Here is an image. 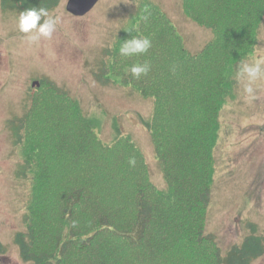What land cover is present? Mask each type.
I'll return each instance as SVG.
<instances>
[{"label": "trees", "instance_id": "1", "mask_svg": "<svg viewBox=\"0 0 264 264\" xmlns=\"http://www.w3.org/2000/svg\"><path fill=\"white\" fill-rule=\"evenodd\" d=\"M59 2L0 5L21 12L52 10ZM182 7L191 22L212 32L200 51L191 54L166 13L146 1L104 51L107 61L95 73L99 83L117 79L150 99L143 125L164 190L151 184L143 152L130 136L118 133L102 141L77 100L47 78L28 93L24 113L8 121L20 149L16 174L31 178L25 227L14 238L24 262L251 264L264 254V228L258 234L253 223L225 258L204 228L219 112L232 96L235 68L258 44L264 0H182ZM133 35L147 37L151 47L121 56L122 41ZM146 62L150 71L134 78L130 67Z\"/></svg>", "mask_w": 264, "mask_h": 264}, {"label": "rangeland", "instance_id": "2", "mask_svg": "<svg viewBox=\"0 0 264 264\" xmlns=\"http://www.w3.org/2000/svg\"><path fill=\"white\" fill-rule=\"evenodd\" d=\"M146 1L166 13L191 54L212 38L207 27L186 16L182 0H98L87 14L77 17L66 11V0H60L49 13L62 22L50 40L33 45L16 28L19 11L0 7V240L9 264H30L20 259L13 239L25 227L31 178L29 173L25 178L16 174L20 149L13 144L7 121L24 113L35 80L47 78L74 97L102 141H111L118 133L130 136L143 152L151 184L165 189L143 125L150 117V99L117 79L102 84L95 77L102 60L107 61L104 51L128 26L138 4ZM258 30V44L244 60L264 59V17ZM219 113L215 174L204 228L225 258L229 248L248 235L247 224L257 226L258 234L264 228V83L249 102L236 81ZM251 264H264V254Z\"/></svg>", "mask_w": 264, "mask_h": 264}, {"label": "clouds", "instance_id": "3", "mask_svg": "<svg viewBox=\"0 0 264 264\" xmlns=\"http://www.w3.org/2000/svg\"><path fill=\"white\" fill-rule=\"evenodd\" d=\"M61 22L62 18L50 14L46 7H31L18 13L16 28L25 35L28 44L33 45L42 39L50 40ZM150 47L151 41L147 37L133 35L130 39L122 41L119 54L132 57L146 53ZM129 71L134 78L139 79L150 71V65L147 62L135 64ZM235 73L237 83L242 85L243 94L251 102L256 98L260 84L264 83V59L241 60L235 68ZM129 163H134V160Z\"/></svg>", "mask_w": 264, "mask_h": 264}, {"label": "water", "instance_id": "4", "mask_svg": "<svg viewBox=\"0 0 264 264\" xmlns=\"http://www.w3.org/2000/svg\"><path fill=\"white\" fill-rule=\"evenodd\" d=\"M98 0H66V10L72 16H84L91 10Z\"/></svg>", "mask_w": 264, "mask_h": 264}, {"label": "flooded vegetation", "instance_id": "5", "mask_svg": "<svg viewBox=\"0 0 264 264\" xmlns=\"http://www.w3.org/2000/svg\"><path fill=\"white\" fill-rule=\"evenodd\" d=\"M8 260L9 259H7L6 252H5V248L3 246V243L0 240V264H9L8 263Z\"/></svg>", "mask_w": 264, "mask_h": 264}]
</instances>
